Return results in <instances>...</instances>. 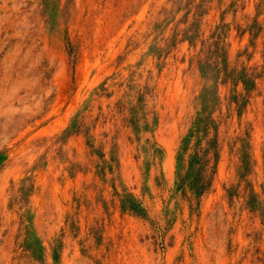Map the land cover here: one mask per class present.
Returning a JSON list of instances; mask_svg holds the SVG:
<instances>
[{
	"label": "rangeland",
	"instance_id": "obj_1",
	"mask_svg": "<svg viewBox=\"0 0 264 264\" xmlns=\"http://www.w3.org/2000/svg\"><path fill=\"white\" fill-rule=\"evenodd\" d=\"M0 264H264V0H0Z\"/></svg>",
	"mask_w": 264,
	"mask_h": 264
},
{
	"label": "trees",
	"instance_id": "obj_2",
	"mask_svg": "<svg viewBox=\"0 0 264 264\" xmlns=\"http://www.w3.org/2000/svg\"><path fill=\"white\" fill-rule=\"evenodd\" d=\"M192 134H189L184 139L183 147H187L189 145V142L191 140ZM195 165H198V167H195ZM206 163L202 161L199 153H195L191 156L190 164H189V171L188 174L184 177L182 180L183 183L188 182V184L191 185V187H195L194 192L199 196L203 193L205 189L208 188L210 183H206V171L207 168L205 167Z\"/></svg>",
	"mask_w": 264,
	"mask_h": 264
}]
</instances>
